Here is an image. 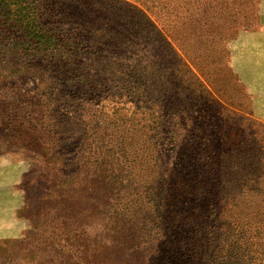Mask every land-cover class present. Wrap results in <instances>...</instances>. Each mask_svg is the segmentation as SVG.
<instances>
[{
  "label": "trees",
  "instance_id": "obj_1",
  "mask_svg": "<svg viewBox=\"0 0 264 264\" xmlns=\"http://www.w3.org/2000/svg\"><path fill=\"white\" fill-rule=\"evenodd\" d=\"M134 1L154 20L119 0H0V106L15 116L25 78L57 90L18 122L58 197L96 196L105 242L155 247L152 264H264V124L228 112L160 30L233 0Z\"/></svg>",
  "mask_w": 264,
  "mask_h": 264
},
{
  "label": "rangeland",
  "instance_id": "obj_2",
  "mask_svg": "<svg viewBox=\"0 0 264 264\" xmlns=\"http://www.w3.org/2000/svg\"><path fill=\"white\" fill-rule=\"evenodd\" d=\"M131 3L142 9L134 0H119L116 6L128 10ZM144 14L153 19L147 10ZM160 30L191 75L228 112L264 124L253 103V95L264 101V69L238 62V38L264 32V0H233ZM15 85L20 94L15 116L11 118L10 107L0 106V264H84V255L88 264L159 263L155 247L147 257L139 254L133 239L105 242L107 213L97 207L95 195L84 199L76 188L69 197L56 195L51 184L56 172L40 153L45 147L41 138L18 121L33 117L27 102L32 94L43 92L54 101L60 96L34 79ZM103 103L105 109L111 102ZM90 177L80 169L76 180L83 184ZM116 194V189L107 193L109 198Z\"/></svg>",
  "mask_w": 264,
  "mask_h": 264
},
{
  "label": "crops",
  "instance_id": "obj_3",
  "mask_svg": "<svg viewBox=\"0 0 264 264\" xmlns=\"http://www.w3.org/2000/svg\"><path fill=\"white\" fill-rule=\"evenodd\" d=\"M238 62L249 63L256 69H264V32H245L238 38ZM253 103L255 104L258 116L264 118V101L256 98L254 95Z\"/></svg>",
  "mask_w": 264,
  "mask_h": 264
}]
</instances>
